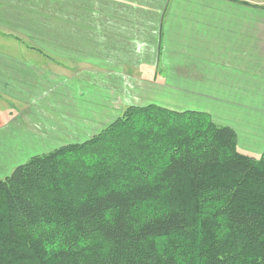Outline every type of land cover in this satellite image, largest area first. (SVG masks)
<instances>
[{"label": "crops", "instance_id": "obj_1", "mask_svg": "<svg viewBox=\"0 0 264 264\" xmlns=\"http://www.w3.org/2000/svg\"><path fill=\"white\" fill-rule=\"evenodd\" d=\"M208 115L264 153V0H0V180L129 107Z\"/></svg>", "mask_w": 264, "mask_h": 264}, {"label": "trees", "instance_id": "obj_2", "mask_svg": "<svg viewBox=\"0 0 264 264\" xmlns=\"http://www.w3.org/2000/svg\"><path fill=\"white\" fill-rule=\"evenodd\" d=\"M0 264H264V153L208 115L129 107L0 180Z\"/></svg>", "mask_w": 264, "mask_h": 264}, {"label": "rangeland", "instance_id": "obj_3", "mask_svg": "<svg viewBox=\"0 0 264 264\" xmlns=\"http://www.w3.org/2000/svg\"><path fill=\"white\" fill-rule=\"evenodd\" d=\"M255 159H258V158H255Z\"/></svg>", "mask_w": 264, "mask_h": 264}]
</instances>
